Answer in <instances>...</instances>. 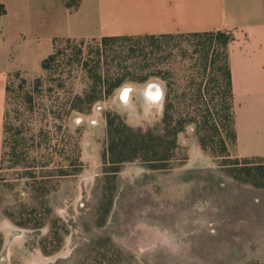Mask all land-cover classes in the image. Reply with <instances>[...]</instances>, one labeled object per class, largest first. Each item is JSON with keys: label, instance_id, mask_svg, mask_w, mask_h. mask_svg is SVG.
<instances>
[{"label": "rangeland", "instance_id": "obj_1", "mask_svg": "<svg viewBox=\"0 0 264 264\" xmlns=\"http://www.w3.org/2000/svg\"><path fill=\"white\" fill-rule=\"evenodd\" d=\"M68 40L45 70L11 82L0 264H264V188L229 174L235 160L264 157L248 129L242 140L235 133L240 108L252 123L262 107L247 98L237 107L232 89L224 99L210 54L216 36ZM99 71L124 80L90 107H64L68 97L104 92L92 90ZM151 80L163 85L159 107L141 93ZM107 112L142 129L160 128L166 113L189 121L165 168L134 160L109 172Z\"/></svg>", "mask_w": 264, "mask_h": 264}, {"label": "crops", "instance_id": "obj_2", "mask_svg": "<svg viewBox=\"0 0 264 264\" xmlns=\"http://www.w3.org/2000/svg\"><path fill=\"white\" fill-rule=\"evenodd\" d=\"M0 0V159L9 73L38 72L55 39L229 31L237 107H262L257 122L236 116L251 150L264 154V0ZM260 94V95H259Z\"/></svg>", "mask_w": 264, "mask_h": 264}, {"label": "trees", "instance_id": "obj_3", "mask_svg": "<svg viewBox=\"0 0 264 264\" xmlns=\"http://www.w3.org/2000/svg\"><path fill=\"white\" fill-rule=\"evenodd\" d=\"M73 0H68L67 5H70ZM186 35H203V36H216L217 45L219 46V52L217 49H213L212 63H218V72L221 73L222 80L224 82V99L229 98L231 95V73L228 64L227 44L233 39L232 33L229 31H216V32H203V33H187ZM155 37L154 35H144L137 37L138 39H150ZM131 40L132 37L127 36H109L102 37L101 44L103 46L111 45L117 41ZM62 40L55 39V49L57 44ZM66 41H69L66 39ZM209 52L206 51L204 57L207 58ZM55 53L52 52L46 58L41 61V69H46L48 64L54 60ZM218 60L216 61V59ZM99 64V60L97 61ZM207 63L204 64L206 66ZM99 66V65H98ZM21 73H28V71H14L8 74L5 86V111H4V122H3V143L2 153L0 159V169L4 167L6 158L4 155L13 154V152L6 153V126H5V115L6 105L9 98L10 86L13 78H18ZM109 73L97 72L94 75L93 91L96 86L104 89V92L100 94H92L88 91L83 92L82 95H74L68 97L63 103L64 107H81L79 104L82 102L86 104V107H90L92 103L98 100L107 98L112 91L121 84L124 80L121 78H114L115 80L109 83ZM147 76H144L141 81L145 80ZM101 91V90H99ZM196 102V101H195ZM194 103V102H193ZM198 103V102H197ZM206 105V104H205ZM207 106V105H206ZM69 108V110H70ZM227 110L229 107H225ZM229 119L231 115H226ZM106 120V133L107 143L104 150V159L110 163L107 170L109 172H117L119 165L125 162L134 160H141L147 166L151 168H165L167 162L173 156L174 150L177 148V134L183 128L185 122L189 121L183 117L168 115L167 113L163 116L160 128H133L124 123V121L117 115L107 112L105 114ZM231 136L234 137V132H230ZM13 149V148H12ZM225 149V145H223ZM13 151V150H12ZM229 174L238 180L239 182L248 183L254 187L264 188V157H256L253 159L235 160L233 166H231Z\"/></svg>", "mask_w": 264, "mask_h": 264}, {"label": "water", "instance_id": "obj_4", "mask_svg": "<svg viewBox=\"0 0 264 264\" xmlns=\"http://www.w3.org/2000/svg\"><path fill=\"white\" fill-rule=\"evenodd\" d=\"M142 90L144 91V93L150 97L151 99H153V101H157L159 99L163 98V94H164V89H163V85L161 82L156 81V80H151L148 81L144 87L142 88ZM126 91V92H125ZM125 92V95H127V89L124 88L122 90V94ZM123 96V95H122Z\"/></svg>", "mask_w": 264, "mask_h": 264}, {"label": "bare ground", "instance_id": "obj_5", "mask_svg": "<svg viewBox=\"0 0 264 264\" xmlns=\"http://www.w3.org/2000/svg\"><path fill=\"white\" fill-rule=\"evenodd\" d=\"M141 93H142V95L144 96V98H145V103L149 106L151 103L150 102H156L155 104H157L158 105V107L160 106V104H161V99H159V100H157V101H153V99H151L150 97H148L145 93H144V91L143 90H141ZM125 95V94H124ZM144 103V104H145ZM151 107V106H150Z\"/></svg>", "mask_w": 264, "mask_h": 264}]
</instances>
